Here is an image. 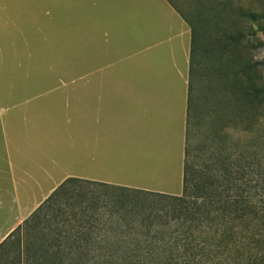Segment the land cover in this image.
I'll list each match as a JSON object with an SVG mask.
<instances>
[{
	"label": "crops",
	"instance_id": "0c3cea01",
	"mask_svg": "<svg viewBox=\"0 0 264 264\" xmlns=\"http://www.w3.org/2000/svg\"><path fill=\"white\" fill-rule=\"evenodd\" d=\"M190 47L169 0H0V241L67 177L181 193Z\"/></svg>",
	"mask_w": 264,
	"mask_h": 264
},
{
	"label": "trees",
	"instance_id": "16d2710c",
	"mask_svg": "<svg viewBox=\"0 0 264 264\" xmlns=\"http://www.w3.org/2000/svg\"><path fill=\"white\" fill-rule=\"evenodd\" d=\"M169 1L191 28L181 193L67 177L0 241V264H264V79L240 88V109L234 90L209 108L211 122L223 114L241 126L222 120L219 132L205 130L199 145L193 140L195 123L210 124L203 107L213 94L205 84L212 40L243 36L222 29L223 17L241 15L264 33V0L250 9L232 0H195L183 9ZM91 185L125 190L116 219L106 221Z\"/></svg>",
	"mask_w": 264,
	"mask_h": 264
},
{
	"label": "rangeland",
	"instance_id": "374dc122",
	"mask_svg": "<svg viewBox=\"0 0 264 264\" xmlns=\"http://www.w3.org/2000/svg\"><path fill=\"white\" fill-rule=\"evenodd\" d=\"M172 1L182 9L184 7L188 8L193 2H195V0ZM203 1H206V3H212L210 0ZM214 1L216 3V0ZM232 1L235 6L240 7L241 9H250L257 7L258 0ZM232 24H235L233 28L231 27ZM222 25H226L228 29H235L236 32L242 31L243 36L233 42L229 41L224 36L219 37V35V38L216 37L214 42L212 40V47L215 52L213 56L214 63L212 62V69L210 70L209 77H205V84L207 85L208 82L211 84L213 87V94L209 99H204L203 107L204 115L208 121H210L209 118L212 113L209 111V108L212 106L216 107L224 96H229V90H234L236 93V95L234 94L230 96L233 98V105L237 110L241 108V101L239 95H237L240 88L249 80L259 83L264 79V33L261 31L253 32L254 26L251 27V23L246 21L241 15H226L222 19ZM226 26L222 29H227ZM224 30H221L220 32ZM79 63L85 64V60L79 59ZM246 115L251 117L255 115V111L248 108ZM224 116L225 115L223 114H219L215 117L216 120L214 122L210 121L209 126L205 125V127L195 123L193 126L194 143L199 145L203 141L202 134L205 130H208V132L211 130V133L216 131L219 132L221 130L220 125L223 123L222 120L228 125H231L230 127L241 126L240 123L234 124V122ZM259 119L264 120V109L260 113ZM206 127L208 129H206ZM87 188L91 190L93 194L95 193L98 197L100 196V199H103L104 204H101L100 210L104 213L106 221L109 219L114 220L118 213H122V197L125 190L108 189L100 185H91ZM0 224H2L1 221ZM103 226L105 225L95 224V227H100V232L103 231Z\"/></svg>",
	"mask_w": 264,
	"mask_h": 264
}]
</instances>
